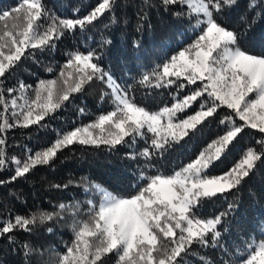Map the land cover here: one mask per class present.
Returning <instances> with one entry per match:
<instances>
[{
	"label": "snow or ice",
	"instance_id": "1",
	"mask_svg": "<svg viewBox=\"0 0 264 264\" xmlns=\"http://www.w3.org/2000/svg\"><path fill=\"white\" fill-rule=\"evenodd\" d=\"M150 2L143 0L145 5ZM159 3L165 10L179 6L173 15L188 18L193 33L198 34L190 44L138 81L153 88L170 87L178 81H186L178 84L179 89L195 86L182 99L174 96L171 106L157 110L138 104L130 94L131 89L121 87L111 73L96 63L100 57L95 51L68 53L58 79L41 80L34 89L23 82L16 87L3 85V78L30 50L54 47V41L66 32L83 30L112 12L116 0H99L87 15L75 19L52 16L43 0H19L11 10L0 11L3 22L0 28V170L9 160L14 166V175L9 181L0 180V184L25 177L37 166L50 165L59 151L76 143L114 150L129 142L135 145L140 138L146 146L130 153L129 158L143 159V167L151 168L155 156L197 131L218 109L230 110L220 120L224 133L208 143L194 159L167 174L141 171L140 183L133 192L120 194L82 178L85 192H92L97 198L87 200L86 209L82 210L79 203H61L51 212L17 214L0 220V237H6L10 245L16 243L14 232H32L39 225L68 219L65 213H70L72 240L65 245V251L55 253L52 264H105L110 254L115 256V264H184V256L194 245L202 248L218 245L224 217L235 210V205L229 203L227 211L204 218L198 214L201 204L242 184L257 161L264 158V135L256 141L260 150L248 147L228 172L210 176L208 170L245 129L264 134V54H253L242 47L247 30L230 29L217 18L225 8L237 5L238 0H159ZM259 6L257 0H250L248 4L250 10ZM241 19L249 29L255 23V17L251 21L246 16ZM94 80H100L110 90L102 91L100 96L101 101L109 100L110 111L87 125L58 134L41 151L29 150L23 160L8 157L3 133L15 127L40 125L46 116L69 101L72 94L83 91ZM197 102L200 106L194 114L180 118L181 113ZM45 230L53 232L52 227ZM22 248L25 256L39 251L28 243ZM200 260L201 264H212L207 257ZM225 264H264V237L248 242L235 260Z\"/></svg>",
	"mask_w": 264,
	"mask_h": 264
},
{
	"label": "trees",
	"instance_id": "2",
	"mask_svg": "<svg viewBox=\"0 0 264 264\" xmlns=\"http://www.w3.org/2000/svg\"><path fill=\"white\" fill-rule=\"evenodd\" d=\"M18 2L0 0V11L11 10ZM249 2L238 0L237 5L225 8L217 18L230 29L239 32L247 30L242 47L253 54H264V0H257L260 6L254 10L248 8ZM43 3L52 16L75 19L87 15L99 0H43ZM178 10L179 6L165 10L159 0H151L148 5L143 0H116L112 12L104 14L83 30L66 32L54 41V47L43 51L30 50L3 78V85L5 88L16 87L23 82L34 89L41 80L58 79L61 66L69 58L68 53L95 51L100 57L96 63L111 73L121 87L131 89L130 94L138 104L152 110L171 106L174 96L181 99L186 94L178 88L180 81L164 88L143 86L138 81L158 64L190 44L198 34L193 33L188 18L173 15ZM244 16L249 21L255 17V23L251 24L250 29L241 19ZM2 26L3 22L0 21V28ZM102 91L110 90L100 80H94L83 91L72 94L69 101L46 116L40 125L7 130L3 135L6 138L8 157L16 156L23 160L29 150L32 153L41 151L50 146L58 134L87 125L98 115L110 111L112 105L109 100L100 99ZM29 95L32 93L29 92ZM80 109L84 111L81 113ZM196 110L198 108L194 103L185 113L180 114V118ZM229 111L218 109L217 114L198 126L197 131L190 132L178 144L155 156L153 166L147 169L143 167V159L129 158L130 153L138 152L146 146L140 138H137L135 145L129 142L114 150L78 143L64 148L50 165L37 166L25 177L0 184V220L17 214L51 212L61 203H79L82 210L86 209V201L97 198L94 193L85 192L82 178L120 194L133 192L135 185L140 183L141 171L147 174L157 171L167 174L194 159L208 143L224 133L225 127L220 124V120ZM262 135L256 130L245 129L226 153L214 162L208 174L223 175L228 172L248 147L259 151L260 146L256 141ZM12 175L14 166L9 160L8 165L0 170V180L9 181ZM229 203L235 205V210L224 217L218 245L207 248L194 245L184 256V264H201L200 257H207L212 264H225L235 260L248 242L264 237V158L257 161L254 170L237 189L202 202L198 214L210 218L227 211ZM65 216L68 219L39 225L32 232H14L15 244L10 245L6 237H0V264H52L55 253L65 251V245L72 240L70 213H65ZM46 227H52L53 232L48 233ZM24 243L39 251L25 256L22 248ZM115 260V256L110 254L105 258V264H115Z\"/></svg>",
	"mask_w": 264,
	"mask_h": 264
},
{
	"label": "rangeland",
	"instance_id": "3",
	"mask_svg": "<svg viewBox=\"0 0 264 264\" xmlns=\"http://www.w3.org/2000/svg\"><path fill=\"white\" fill-rule=\"evenodd\" d=\"M181 82H183V83H185L186 84V81H180L179 83H181ZM198 84H199V81L197 82ZM195 88V86H193V85H187L184 89H180V90H182V91H184L186 94L184 95V96H186V95H188L193 89ZM184 96H182V98L184 97ZM181 98V99H182ZM196 105H197V108L199 109V102H197L196 103ZM194 114V113H193ZM192 115V114H191ZM242 123V122H241ZM252 130H254V129H252ZM263 233V235H264V230L262 231Z\"/></svg>",
	"mask_w": 264,
	"mask_h": 264
}]
</instances>
